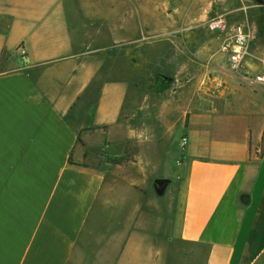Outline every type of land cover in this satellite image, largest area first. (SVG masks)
I'll return each mask as SVG.
<instances>
[{"label": "crops", "instance_id": "obj_1", "mask_svg": "<svg viewBox=\"0 0 264 264\" xmlns=\"http://www.w3.org/2000/svg\"><path fill=\"white\" fill-rule=\"evenodd\" d=\"M110 2L88 26L66 0H0V264H264V86L230 68L233 33L225 55L188 54L206 88L151 124L156 104H129L138 84L113 74L130 60L120 31L147 57L152 30L185 26H142L131 0Z\"/></svg>", "mask_w": 264, "mask_h": 264}, {"label": "rangeland", "instance_id": "obj_2", "mask_svg": "<svg viewBox=\"0 0 264 264\" xmlns=\"http://www.w3.org/2000/svg\"><path fill=\"white\" fill-rule=\"evenodd\" d=\"M66 1L72 3L71 12L67 13L72 25L82 23L94 26L102 16L116 10L110 0ZM218 16L226 18L227 27L222 31H212L209 22ZM132 19L142 26H185L183 30H152L151 53L145 54L147 57L133 56L139 60L135 64L131 63V31H120L121 43H130L121 45L120 50L123 52L129 48L130 60L129 63L123 62L121 55L119 71L113 74L130 85L138 84L139 88L130 87L128 90L126 98L129 104H156L142 112V119L151 124L161 108L159 106L168 102V98H178L182 93L191 96L198 83L206 86L205 80L191 79L186 74L187 71L200 69L201 65L190 62L188 54L201 49L204 42H210L209 49L218 51V55H225L221 43L234 33L237 26L245 25L250 34L249 54L238 72L254 76L264 69V12L256 0H131ZM176 45H182V48L178 49ZM259 64L262 68L255 70ZM133 70H137L138 74L131 78ZM256 92L264 95V88L258 87ZM168 155L171 158L167 160V171L174 177L179 167L177 160L180 152L176 153L173 149Z\"/></svg>", "mask_w": 264, "mask_h": 264}, {"label": "built area", "instance_id": "obj_3", "mask_svg": "<svg viewBox=\"0 0 264 264\" xmlns=\"http://www.w3.org/2000/svg\"><path fill=\"white\" fill-rule=\"evenodd\" d=\"M227 27V20L224 16H218L209 22V29L212 31H222ZM249 31L245 25H239L235 28L231 37L225 40L223 50L228 56L230 68L233 71H239L242 67L243 60L249 54ZM21 53L25 54L26 50L21 48ZM251 84H261L264 86V69L253 76H246Z\"/></svg>", "mask_w": 264, "mask_h": 264}, {"label": "water", "instance_id": "obj_4", "mask_svg": "<svg viewBox=\"0 0 264 264\" xmlns=\"http://www.w3.org/2000/svg\"><path fill=\"white\" fill-rule=\"evenodd\" d=\"M168 182V179H159L158 184L162 187H165V184Z\"/></svg>", "mask_w": 264, "mask_h": 264}, {"label": "trees", "instance_id": "obj_5", "mask_svg": "<svg viewBox=\"0 0 264 264\" xmlns=\"http://www.w3.org/2000/svg\"><path fill=\"white\" fill-rule=\"evenodd\" d=\"M257 3L260 5L261 10L264 12V0H256ZM70 117V116H69Z\"/></svg>", "mask_w": 264, "mask_h": 264}]
</instances>
